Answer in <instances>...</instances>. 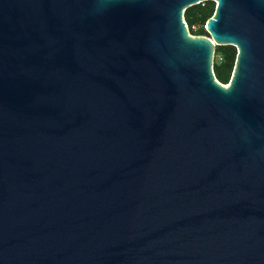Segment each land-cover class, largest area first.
Returning a JSON list of instances; mask_svg holds the SVG:
<instances>
[{"label": "water", "instance_id": "95a60500", "mask_svg": "<svg viewBox=\"0 0 264 264\" xmlns=\"http://www.w3.org/2000/svg\"><path fill=\"white\" fill-rule=\"evenodd\" d=\"M204 1L0 0V264H264V0Z\"/></svg>", "mask_w": 264, "mask_h": 264}, {"label": "trees", "instance_id": "16d2710c", "mask_svg": "<svg viewBox=\"0 0 264 264\" xmlns=\"http://www.w3.org/2000/svg\"><path fill=\"white\" fill-rule=\"evenodd\" d=\"M216 2L207 0L199 4L190 6L184 11V19L188 24V29L192 35L209 36L205 25L210 17L213 16ZM237 47L234 45H217L215 47V57L213 70L216 79L222 84L230 83L237 59Z\"/></svg>", "mask_w": 264, "mask_h": 264}, {"label": "built area", "instance_id": "2783aa9c", "mask_svg": "<svg viewBox=\"0 0 264 264\" xmlns=\"http://www.w3.org/2000/svg\"><path fill=\"white\" fill-rule=\"evenodd\" d=\"M184 22L186 23V20L184 19ZM187 27H188V24L186 23ZM205 28H206V25H205ZM230 83L228 84H224L225 86H228Z\"/></svg>", "mask_w": 264, "mask_h": 264}, {"label": "rangeland", "instance_id": "374dc122", "mask_svg": "<svg viewBox=\"0 0 264 264\" xmlns=\"http://www.w3.org/2000/svg\"><path fill=\"white\" fill-rule=\"evenodd\" d=\"M217 60V57H214V62Z\"/></svg>", "mask_w": 264, "mask_h": 264}]
</instances>
